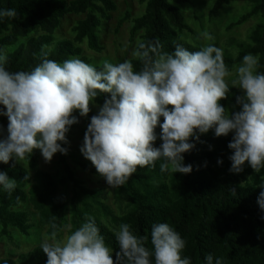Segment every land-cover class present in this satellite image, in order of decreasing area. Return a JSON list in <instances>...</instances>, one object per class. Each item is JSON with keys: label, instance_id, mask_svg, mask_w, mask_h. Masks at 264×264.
I'll list each match as a JSON object with an SVG mask.
<instances>
[{"label": "trees", "instance_id": "1", "mask_svg": "<svg viewBox=\"0 0 264 264\" xmlns=\"http://www.w3.org/2000/svg\"><path fill=\"white\" fill-rule=\"evenodd\" d=\"M233 0H215L208 13L210 20ZM246 8L239 18L231 21L226 30L239 28L258 19L245 40H233L223 47V59L232 72L241 65L243 57L253 54L259 58V72H264V0H245ZM190 0H140L144 4L141 15L132 17L128 12L118 22L116 32L125 23L132 24L131 38L139 36L140 43L159 41L162 52H173L176 45L189 51L200 48L182 40L191 29L185 22L181 9ZM14 9L16 17L0 18V50L7 56L6 69L10 72L31 71L43 59L42 48L48 59L63 62L78 58L102 70L104 63L83 54L82 45L97 54L104 51L98 32L109 13L117 10L113 0H0V10ZM67 15L85 16L71 28L72 39L59 37L56 33L61 20ZM46 46V47H45ZM134 70L143 67L136 56L131 59ZM241 89L231 87L228 97L220 103L229 113L239 111L237 99L242 98ZM110 95L101 93L90 103L88 126L91 117L99 113ZM3 106H0L2 108ZM6 111V109H4ZM163 123V117L160 118ZM8 125L6 116H0V126ZM157 135L160 128H157ZM192 139L195 148L184 154L185 165H192L188 175L174 170L162 172L161 160L154 166L137 169L127 183L113 188L117 212L108 205L104 188H89L77 178L69 166L73 161L87 174L99 175L90 161L78 154L57 153L56 173L39 169L40 150H34L24 159L8 164L0 163V172H6L15 188L9 192L0 187V239L7 238L15 246L14 231L30 237L33 224L46 229L48 239L60 242L65 228L68 236L78 230L87 217H93L104 237L106 245L116 253L120 251L115 232L122 224H128L138 237H147L145 246L151 245V229L154 224L167 223L186 241L182 257H189L191 264H204L206 254L222 257L224 264H264V211L257 199L264 184V169L255 172L247 163L239 174L230 173L228 148L232 134L216 137L214 131L199 134ZM2 139V136H0ZM158 139L154 147H159ZM67 147L66 145H62ZM222 160V165L217 161ZM21 161V162H20ZM26 163V167L21 164ZM232 188L236 194H233ZM21 207H28L29 212ZM47 256L41 244L16 258L0 259V264H46Z\"/></svg>", "mask_w": 264, "mask_h": 264}, {"label": "clouds", "instance_id": "2", "mask_svg": "<svg viewBox=\"0 0 264 264\" xmlns=\"http://www.w3.org/2000/svg\"><path fill=\"white\" fill-rule=\"evenodd\" d=\"M16 16L14 9L0 10V18ZM161 48L159 41L140 43L139 71L127 60L105 62L102 70L78 58L57 62L42 48L43 59L33 70L10 72L0 50V116L8 119L6 134L0 126V163L18 162L34 150L46 162L57 153L67 155L62 145L69 143L67 133L79 122L73 113L88 117L90 103L103 93L110 99L91 117L80 151L112 188L127 183L138 167L154 166L158 160L162 172L190 174L193 168L185 165L184 154L195 148L190 141L199 140L198 133L210 130L216 137L232 134L230 173H241L245 163L255 172L264 169V72L258 71L259 58L247 54L236 68L231 87L244 96L237 99L240 110L230 114L220 103L230 91L226 78L233 75L222 49L209 44L189 51L178 44L169 53ZM0 187L9 192L15 188L6 172H0ZM259 188L257 203L264 211V184ZM232 192L236 194L234 188ZM115 239L120 251L114 262L95 219L87 217L64 242L45 241L41 249L46 264H191L182 257L186 241L167 223L152 226L151 249L145 246L148 238L135 235L128 224L120 226ZM204 264H224V259L209 253Z\"/></svg>", "mask_w": 264, "mask_h": 264}, {"label": "rangeland", "instance_id": "3", "mask_svg": "<svg viewBox=\"0 0 264 264\" xmlns=\"http://www.w3.org/2000/svg\"><path fill=\"white\" fill-rule=\"evenodd\" d=\"M116 4L117 10L113 13H109L110 19L103 22V26L98 32L99 42L104 47V51L100 54L90 51L86 44L82 45L83 54L92 58L95 63L110 62L112 64H118L125 60L130 61L136 57V46L139 41V36L131 38L132 24L125 22L118 32H116L118 22L128 12L132 17L139 16L144 11V4L140 3V0H113ZM215 0H190L188 4L182 5L181 9L185 18L186 24L191 29L190 33H184L182 40L202 48L212 43H218L219 45L226 47L233 40L242 41L247 37L248 32L256 25L258 19H253L243 26L233 29L231 31L226 30L227 25L239 18L246 8L245 0H233L229 5L224 6L218 15L212 20L209 19L208 13ZM85 16L67 15L61 20L60 27L57 31V35L62 38L72 39L71 28L75 23ZM235 71H232L233 75L227 77L229 85L231 81L235 79ZM238 88V87H236ZM239 89V88H238ZM77 117L78 123L71 126L67 133L66 139L68 140L67 149L70 154H78L82 160H87L80 149L84 143V136L87 130V124L83 117L79 116L78 112L73 113ZM5 130L7 126L4 125ZM4 137L2 136V139ZM56 157H53L50 162H46L41 155L39 159V169L49 172L56 173ZM21 162V161H20ZM69 166L75 171L77 178L83 180L89 188H104L108 195V205H110L116 212L117 206L114 201L113 188L110 187L105 179L100 175L87 174L82 171L73 161L68 159ZM26 167V163H21ZM29 212L32 210L28 207H21ZM31 222L33 229L31 230V236H22L14 231L15 243L19 249L15 246L9 245L8 239H0V259L3 258H16L21 252H28L42 244L45 241H52L46 236V229L40 228L36 225L34 218L31 216ZM68 237L67 228H65L63 236L60 242H64Z\"/></svg>", "mask_w": 264, "mask_h": 264}]
</instances>
